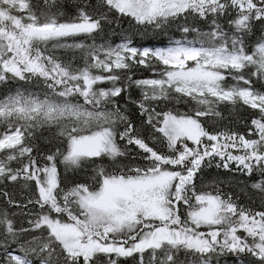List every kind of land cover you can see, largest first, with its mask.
I'll return each instance as SVG.
<instances>
[{"label":"snow or ice","instance_id":"snow-or-ice-1","mask_svg":"<svg viewBox=\"0 0 264 264\" xmlns=\"http://www.w3.org/2000/svg\"><path fill=\"white\" fill-rule=\"evenodd\" d=\"M0 264H264V0H0Z\"/></svg>","mask_w":264,"mask_h":264},{"label":"trees","instance_id":"trees-1","mask_svg":"<svg viewBox=\"0 0 264 264\" xmlns=\"http://www.w3.org/2000/svg\"><path fill=\"white\" fill-rule=\"evenodd\" d=\"M245 115H246V114H245V113H243V112H242V113H240V116H241V117H245ZM209 172H212V173H214V172H215V169H210V170H209Z\"/></svg>","mask_w":264,"mask_h":264}]
</instances>
